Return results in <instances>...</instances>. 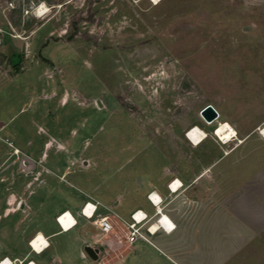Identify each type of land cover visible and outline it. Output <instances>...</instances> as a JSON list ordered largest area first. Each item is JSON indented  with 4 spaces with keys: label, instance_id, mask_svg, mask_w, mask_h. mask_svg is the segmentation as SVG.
I'll use <instances>...</instances> for the list:
<instances>
[{
    "label": "rangeland",
    "instance_id": "rangeland-1",
    "mask_svg": "<svg viewBox=\"0 0 264 264\" xmlns=\"http://www.w3.org/2000/svg\"><path fill=\"white\" fill-rule=\"evenodd\" d=\"M0 36V121L22 141L1 129L0 151L31 140L54 162L22 159L30 177L52 172L60 189L79 178L69 195L127 219L152 212L155 184L165 213L200 215L196 264H264V0H0ZM208 103L240 139L212 134ZM195 125L207 134L197 145L185 135Z\"/></svg>",
    "mask_w": 264,
    "mask_h": 264
},
{
    "label": "crops",
    "instance_id": "crops-1",
    "mask_svg": "<svg viewBox=\"0 0 264 264\" xmlns=\"http://www.w3.org/2000/svg\"><path fill=\"white\" fill-rule=\"evenodd\" d=\"M38 28L34 30L33 34ZM61 44L67 45L68 43L61 42ZM23 106L24 103L21 104L18 112L26 111ZM39 125H36L37 131L40 130ZM263 128L259 132L264 138ZM1 129L5 130L7 135H12L19 144H22L16 131L7 128L4 121H0ZM201 130L206 133L202 128ZM237 138L240 139L238 135ZM30 143L31 140H28L22 147L14 145L20 150V154H14V147L7 150L6 154L2 150L0 151V184H2L0 194L4 196L2 207L0 204V220L8 219L0 226V260L7 257L12 260L13 264H23L27 261H32L35 264H188V262L190 264L198 260H195L194 257L196 244L192 245L189 242L191 233L194 234L193 231L198 226L195 222L200 216L197 214L198 212H192L189 217L183 219L174 213H169V217L175 223L173 230L170 232L163 230H157L154 233L146 232L147 239L137 238L129 246L121 245L112 237L103 235L95 217L84 216L80 208L86 200L97 203V214L102 206L108 207L111 212L103 214H109L112 220L118 224L122 218L127 219L123 209L118 208L119 205L106 206L103 200L87 191H83L86 196L84 199L76 200L73 194L69 195L68 193L72 191L71 188L79 187L80 191L84 190L79 178L73 180V185H63L60 189L55 185L56 182L54 183L58 179L52 172L39 170L35 178L30 177L27 174L28 171L23 167L22 159L27 158L32 166L45 165L50 170L54 167L52 159L48 165L44 163V157L35 156L34 148ZM45 147L49 148L48 145ZM9 157H13L11 161H9ZM58 170L56 168L55 172L58 173ZM47 174L54 178L51 179ZM170 177L169 181L172 179ZM176 181L182 185L179 178ZM168 182L166 190L168 188L173 192L172 186L170 188ZM150 190H156L162 197V210L164 211L166 191L160 192L153 184L147 190L146 195ZM146 200H148L147 196ZM149 203L151 204L150 201ZM136 208H141L148 214L153 213V210L150 212L142 204L134 209ZM64 210L69 211L76 219V222L66 229L61 228L56 220V216ZM35 235L42 236L48 244L40 250L34 249L30 244V239ZM97 253V257L94 258Z\"/></svg>",
    "mask_w": 264,
    "mask_h": 264
},
{
    "label": "built area",
    "instance_id": "built-area-1",
    "mask_svg": "<svg viewBox=\"0 0 264 264\" xmlns=\"http://www.w3.org/2000/svg\"><path fill=\"white\" fill-rule=\"evenodd\" d=\"M2 41H3L2 37L0 36V44L2 43ZM215 130L216 128L213 129V132ZM215 136L219 138L218 135L215 134ZM5 139L8 140L7 138ZM18 150H19L18 148L14 147V152H17ZM176 179L177 178L171 179L168 182V186H170ZM179 187H177V189ZM146 196L153 206V213L148 214L146 211L142 210L141 208H136L130 213V218L124 219L121 222V224L114 222L109 214L98 215L96 213L97 203L92 202L91 200L84 201V203L80 208V211L84 216L88 218L95 217V221L99 225L103 235H108L112 237L113 239L116 240L117 243L121 245L129 246L137 238L147 239L146 232L154 233L157 230L170 232L175 227V223L173 222V220L169 217L167 213H165L162 210L163 209L162 197L156 192V190H150ZM56 220L63 229L69 228L76 222L74 216L67 210L60 212L56 216ZM64 223H66L67 226H65ZM153 224H155L154 228H152ZM36 237L37 235L33 236L30 239V244L34 249L40 250L48 244L46 239L45 241L37 240L38 243L40 244V248L39 249L35 248V246L33 245V240H35ZM31 263L33 262L27 261L23 264H31ZM0 264H13V262L12 260H9L7 257H4L0 260Z\"/></svg>",
    "mask_w": 264,
    "mask_h": 264
},
{
    "label": "bare ground",
    "instance_id": "bare-ground-1",
    "mask_svg": "<svg viewBox=\"0 0 264 264\" xmlns=\"http://www.w3.org/2000/svg\"><path fill=\"white\" fill-rule=\"evenodd\" d=\"M42 9V8H41ZM45 9V8H44ZM37 13V12H36ZM41 17V16H40ZM217 111V110H216ZM217 113H218V115H217V118H215L214 120H212V121H208V120H206L203 116H202V118H203V120H204V122L206 123V124H212V123H215L216 125H214L213 126V129H215L216 128V130L213 132V129H212V134L215 136V134L216 135H218V140H220V142L221 143H226V142H228V141H231V140H233V139H236V136L235 135H237V133H236V131H235V129L228 123V122H225V121H218L219 120V112L217 111ZM215 133V134H214ZM262 133L264 134V129L262 130ZM207 134L206 133H204L202 130H201V128H199L198 126H195V127H191L188 131H187V133H186V136L189 138V140H190V142L192 143V144H198V143H200L201 142V140H202V138L204 137V136H206ZM215 137H217V136H215ZM204 139V138H203ZM175 182V181H174ZM173 182V183H174ZM172 183V184H173ZM170 185L169 187L171 188V186H172V190L173 191H175L176 190V188H177V186H180L181 184L179 183V181H176L173 185ZM64 225L65 226H67V224L66 223H64ZM155 224H153V227L152 228H154L155 226H154ZM37 240H41V241H45V239H43L42 238V236H40V235H38L37 237H36V239L35 240H33V245L35 246V248H37V249H39L40 248V244L38 243V241ZM32 264V263H31Z\"/></svg>",
    "mask_w": 264,
    "mask_h": 264
},
{
    "label": "water",
    "instance_id": "water-1",
    "mask_svg": "<svg viewBox=\"0 0 264 264\" xmlns=\"http://www.w3.org/2000/svg\"><path fill=\"white\" fill-rule=\"evenodd\" d=\"M8 57L10 58L12 65L17 64L20 61V57L18 56V51H16V50L9 52ZM200 114L208 121L214 120L216 118V116L218 115L214 106L212 104H209V103L204 105L201 108ZM97 255H98V253L96 255H94V258H96Z\"/></svg>",
    "mask_w": 264,
    "mask_h": 264
},
{
    "label": "trees",
    "instance_id": "trees-1",
    "mask_svg": "<svg viewBox=\"0 0 264 264\" xmlns=\"http://www.w3.org/2000/svg\"><path fill=\"white\" fill-rule=\"evenodd\" d=\"M78 20H75L73 22H71V27L73 28L72 34L68 36V39H72L76 34H77V24H78ZM19 65L14 66V69L17 71Z\"/></svg>",
    "mask_w": 264,
    "mask_h": 264
},
{
    "label": "clouds",
    "instance_id": "clouds-1",
    "mask_svg": "<svg viewBox=\"0 0 264 264\" xmlns=\"http://www.w3.org/2000/svg\"><path fill=\"white\" fill-rule=\"evenodd\" d=\"M154 3L158 2V0H153Z\"/></svg>",
    "mask_w": 264,
    "mask_h": 264
}]
</instances>
